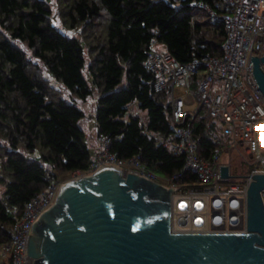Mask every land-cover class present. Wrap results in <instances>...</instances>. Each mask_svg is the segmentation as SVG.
<instances>
[{
  "label": "trees",
  "instance_id": "16d2710c",
  "mask_svg": "<svg viewBox=\"0 0 264 264\" xmlns=\"http://www.w3.org/2000/svg\"><path fill=\"white\" fill-rule=\"evenodd\" d=\"M58 19L70 38L54 25L48 0H0V245L9 244L26 205L48 186L46 174L66 181L87 173L94 158L80 123L85 112L68 103L46 75L86 101L100 94L98 137L110 138L121 160L142 155L143 164L165 180L184 172L185 159L157 137L177 140L171 90L157 93L146 68L154 43L187 65L206 56L223 57L224 25L198 6L173 0H55ZM16 41L32 52L29 58ZM33 59H36L35 62ZM89 63V64H88ZM205 69L192 74L189 88L198 109L190 122L199 156L211 162L224 123L211 116L199 97ZM137 105L140 114L129 108ZM141 120L147 125L141 126ZM39 155L40 162L24 157ZM101 151V150H100ZM186 173L179 185H194ZM0 264H12L11 261Z\"/></svg>",
  "mask_w": 264,
  "mask_h": 264
},
{
  "label": "built area",
  "instance_id": "2783aa9c",
  "mask_svg": "<svg viewBox=\"0 0 264 264\" xmlns=\"http://www.w3.org/2000/svg\"><path fill=\"white\" fill-rule=\"evenodd\" d=\"M173 3L205 9L214 22L224 25L227 34L223 57L206 56L182 65L155 43L147 53L145 66L155 76V91L171 90L176 126L177 140L157 138L171 153L184 156V172L171 180L162 179L143 164L142 155L119 159L111 153L112 140L101 136L102 149L87 173H74L67 181L46 174L47 188L26 205L14 224L11 242L0 245V262L34 264L28 254L32 226L56 203L66 182L91 176L108 165L120 168L124 175H142L168 189H176L172 197L173 233L247 232L248 189L253 176L264 175V95L255 80L252 64L254 57H264V0H173ZM202 69L208 73L200 88L202 105L209 107L213 118L224 123L223 137L217 141L219 148L211 162L199 156L190 124L198 103L189 88V78ZM140 125L145 127L147 122L141 120ZM232 160L241 163L237 172L241 171L242 177L233 176ZM222 168H229V179H222ZM186 173L196 176L194 185L178 184ZM261 195L264 203V191Z\"/></svg>",
  "mask_w": 264,
  "mask_h": 264
},
{
  "label": "water",
  "instance_id": "95a60500",
  "mask_svg": "<svg viewBox=\"0 0 264 264\" xmlns=\"http://www.w3.org/2000/svg\"><path fill=\"white\" fill-rule=\"evenodd\" d=\"M252 64L264 95V57ZM123 172L108 165L62 186L32 226L34 264H264V175L248 189L246 233H173L176 189Z\"/></svg>",
  "mask_w": 264,
  "mask_h": 264
},
{
  "label": "rangeland",
  "instance_id": "374dc122",
  "mask_svg": "<svg viewBox=\"0 0 264 264\" xmlns=\"http://www.w3.org/2000/svg\"><path fill=\"white\" fill-rule=\"evenodd\" d=\"M50 2L51 8L54 12V25L57 27L59 31L64 33L70 38H79V32L78 31H68L64 29L60 23V20L58 19V14H57V7H56V1L55 0H48ZM15 45L22 47V49L27 53L29 58H32V52L27 50L22 44L12 41ZM160 50L162 48H159ZM35 62L37 61L36 59H33ZM89 64V63H88ZM46 78L52 83L54 87L59 89L62 92L63 98L70 104L77 106L80 108L83 112H85L86 117L81 121L80 123V128L86 133V143L89 146L91 153L93 155V158L95 157L96 153H98L102 147L99 144V137H98V128L96 126V112L99 106V100L101 98L100 94L97 92L95 89L93 82H92V77L88 72L87 67L85 68V78L88 81V84L90 87L93 89L94 93L92 96H90L86 101L79 100L76 96H73L71 92L67 89V87L62 84L54 81L52 78L46 75ZM132 111L130 112L133 115H140V116H145V114H140L138 111V108L136 105L132 106ZM262 149L264 151V143L262 145ZM20 154H22L24 157L33 159L35 161L40 162L43 166L47 168L48 171H51V168L46 165L45 163L42 162L40 159L39 155L31 156L24 150L19 151ZM1 166V162H0ZM232 166H233V176L237 179L239 177H242V172L238 171L242 166L239 160H232ZM73 176V175H72ZM71 176V178H72ZM162 178V177H161ZM163 179V178H162ZM69 180V179H68ZM67 181V180H66ZM5 189L3 187L0 188V196H2L3 192Z\"/></svg>",
  "mask_w": 264,
  "mask_h": 264
},
{
  "label": "crops",
  "instance_id": "0c3cea01",
  "mask_svg": "<svg viewBox=\"0 0 264 264\" xmlns=\"http://www.w3.org/2000/svg\"><path fill=\"white\" fill-rule=\"evenodd\" d=\"M137 106V105H136ZM137 108H138V106H137ZM99 153V152H98ZM97 154V153H96Z\"/></svg>",
  "mask_w": 264,
  "mask_h": 264
}]
</instances>
